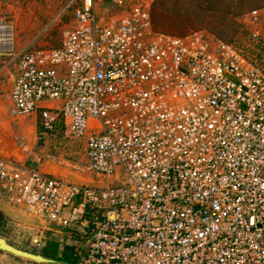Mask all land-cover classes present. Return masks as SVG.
<instances>
[{"label":"built area","instance_id":"2783aa9c","mask_svg":"<svg viewBox=\"0 0 264 264\" xmlns=\"http://www.w3.org/2000/svg\"><path fill=\"white\" fill-rule=\"evenodd\" d=\"M152 4L82 0L58 47L20 54L13 114L84 140L96 181L0 155V194L80 228L73 264H264V69L205 32L154 31ZM14 48L0 21V58Z\"/></svg>","mask_w":264,"mask_h":264},{"label":"rangeland","instance_id":"374dc122","mask_svg":"<svg viewBox=\"0 0 264 264\" xmlns=\"http://www.w3.org/2000/svg\"><path fill=\"white\" fill-rule=\"evenodd\" d=\"M152 1L154 31L178 36L205 32L208 36L232 44L264 69V0ZM81 3L82 0H0V21L11 26L15 33L13 53L0 58V152L5 155L13 152L21 161L20 165L27 169H50L55 165L68 179L88 182L90 175L85 172V141L66 136L62 126L57 127L53 135L48 134L40 139V131L36 133L32 128L36 119L39 125L40 117L15 116L10 99L20 54L58 47L65 31L73 27L75 13ZM109 8L111 5L104 3L97 6L96 11L102 14ZM253 10L260 12L258 23H253L249 18ZM113 11H116L115 15L118 14L116 7ZM48 227L44 222L34 230L31 227H18L15 238L10 242L40 253L46 240L52 237L53 231ZM52 228L59 231L57 235L64 237L61 243L71 249L70 252L76 248L73 252L77 253L78 237L75 236L76 242L72 245L65 243L67 236L75 235L80 228L76 225L69 229ZM79 246L85 250L86 239H81Z\"/></svg>","mask_w":264,"mask_h":264},{"label":"crops","instance_id":"0c3cea01","mask_svg":"<svg viewBox=\"0 0 264 264\" xmlns=\"http://www.w3.org/2000/svg\"><path fill=\"white\" fill-rule=\"evenodd\" d=\"M11 89H12V86H11ZM10 99H11V91H10ZM38 126L39 125H37V119H36L35 125H34V127H32L33 130L36 133H39V131H40ZM61 126H62V123L59 122L57 127L59 128ZM40 133H42V132H40ZM11 154L5 155L4 153L0 152V155L2 157L6 158V159H9V160H13V161L17 162L18 164H22V163H20L21 161H19V159L14 156V153L12 155ZM54 166L52 168H50V169H42V168L39 167L38 170H41V171H44V172H48L50 174H54V175H56L58 177L65 178V179H67L69 181H73V180L68 179L67 176L63 175L61 173L62 171L60 170V168L58 166H55V167ZM82 181L83 180H81V181H73V182H82ZM95 181H96L95 177L90 175V177L88 178V182H95ZM0 213H2V215L4 217V225H3V228L1 229L0 235L5 237L8 240V242L13 244V245H16V244L10 242V239H12V238L14 239L15 238L14 234H15V231L17 230L18 227L19 228L21 226L22 227L24 226L25 228H28V227L30 228L31 227L30 229L34 230V229H36V227L38 225L41 226L42 223H43V222H40L39 220H37L36 218H33L27 212H25L22 209H20V208L16 207L15 205H13L2 194H0ZM6 228H8V229H6ZM48 228L51 229L52 227L50 228V226H49ZM6 230H9V232H6ZM57 234H59V231H53V233H51L52 237H54L55 240H57L61 244V250H60L61 261L60 262L56 261L55 263H37L35 261L24 259V258H21V257H17V256H14L12 254H9L7 252H4V251L0 250V264H68V263H66V261H65L66 259L65 258H68V256H70L71 253H73V255H74L75 253L73 251L76 250V248L74 250H72V252H70L71 249H69L68 247H65V245H63V243H61V241H62L61 239L64 238V237L60 236V235H57ZM75 236L79 238L78 249H80V246H79L80 245V241H81V239H84L83 235H82V233L80 231H78V233H75V235H72V234L68 235L65 244L66 245L74 244L76 242V237ZM23 249H25V248H23ZM25 250L33 252L31 250H28V249H25ZM40 253H42V252H40Z\"/></svg>","mask_w":264,"mask_h":264},{"label":"water","instance_id":"95a60500","mask_svg":"<svg viewBox=\"0 0 264 264\" xmlns=\"http://www.w3.org/2000/svg\"><path fill=\"white\" fill-rule=\"evenodd\" d=\"M0 250L12 254L17 257L32 260L37 263H55L56 261L45 257L42 253L27 251L19 246L13 245L8 240L0 235Z\"/></svg>","mask_w":264,"mask_h":264},{"label":"trees","instance_id":"16d2710c","mask_svg":"<svg viewBox=\"0 0 264 264\" xmlns=\"http://www.w3.org/2000/svg\"><path fill=\"white\" fill-rule=\"evenodd\" d=\"M40 132H42L43 128L39 125ZM4 225V217L2 213H0V233L1 229L3 228ZM60 250H61V244L55 240L54 237H51L50 239L46 240L45 245L42 247V254L50 259H53L55 261L60 262L61 257H60ZM78 257L76 254L68 256V258L65 260L66 263L68 264H73L77 261Z\"/></svg>","mask_w":264,"mask_h":264}]
</instances>
